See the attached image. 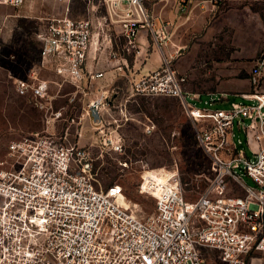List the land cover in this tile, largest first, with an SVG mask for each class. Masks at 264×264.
Instances as JSON below:
<instances>
[{
    "label": "built area",
    "instance_id": "1",
    "mask_svg": "<svg viewBox=\"0 0 264 264\" xmlns=\"http://www.w3.org/2000/svg\"><path fill=\"white\" fill-rule=\"evenodd\" d=\"M27 1L1 3L16 9ZM56 2L63 11L41 19L37 70L31 69L25 79L14 78L16 93L43 113L47 127L63 120L67 126H80V121L91 118L102 144L109 142L113 152H121V139L107 141L104 134L106 114L123 91L120 87L100 89L95 100L81 105L79 120L74 116L65 120L66 108H55L53 84L40 72L51 73L72 85L76 95L86 96L103 76L87 69L96 29L121 28L132 49L140 31L149 29L154 45L163 52L169 27L155 29L149 5L156 0ZM75 5L85 7L89 16L74 17ZM106 38L113 43L109 34ZM173 61L164 55L161 67L130 82L128 91L132 96L180 101L197 125L196 140L211 161L208 188L188 201L175 174L162 179L144 175L137 193L154 205L153 213L142 218L122 185L98 186L89 148L70 146L66 134L47 130L20 135L7 144L0 161V264H206V251L217 253L225 264H246L257 255L264 262V94H244L250 104L234 102L226 109L213 106L224 95L210 94L205 106L199 107L201 94L186 90L187 78L175 70ZM262 72L264 53L253 68L255 76ZM93 111L98 112L97 119ZM235 127L244 138L237 136ZM243 176L254 186L247 185ZM231 184L244 196H228ZM122 196L128 206L120 202Z\"/></svg>",
    "mask_w": 264,
    "mask_h": 264
},
{
    "label": "rangeland",
    "instance_id": "2",
    "mask_svg": "<svg viewBox=\"0 0 264 264\" xmlns=\"http://www.w3.org/2000/svg\"><path fill=\"white\" fill-rule=\"evenodd\" d=\"M154 4L149 5L151 12ZM156 4L159 16L152 13L155 29L169 27L168 47L172 48L173 66L186 74V90L202 93V101L196 102L199 107L205 106L207 93L228 94L229 100L225 103L213 105L222 109L230 107L232 102L250 104L241 96L245 92L264 94V72L253 74L257 59L264 53V0H156ZM60 11L63 7L56 0H29L16 9L0 0V161L5 158L11 140L47 130L66 134L70 146L89 148L98 186L122 185L142 218L153 213L154 205L151 199L137 193L144 175L162 179L175 174L185 198L196 200L213 177L211 161L196 140L197 125L186 115L178 99L132 96L128 91L130 82L121 84L123 91L107 112L108 125L104 128L107 141L113 139L115 143L121 139L122 151L113 152V144H102V136L94 129L91 118L80 121V126H67L63 120L55 127H47L43 113L16 93L14 78L25 79L39 63L37 33L44 26L41 19ZM72 15L84 18L88 14L85 7L77 6ZM142 30L146 33L150 54L154 47L157 49L153 33ZM109 36L116 55L121 56L123 51L136 54V48L128 46L121 32L111 31ZM102 37L101 40L105 39ZM40 74L53 84L50 94L55 99V108H66L64 119L74 116L79 120L81 105L85 106L80 98L85 97L76 95L72 85L51 73L41 70ZM243 74L246 78H242ZM110 96L114 92L110 91ZM72 97L76 98L73 103ZM235 132L244 138L237 127ZM243 180L254 186L248 177L243 176ZM231 186L233 190L228 196H244L241 188ZM258 256L248 258L246 264H264ZM204 257L206 264H225L213 251H206Z\"/></svg>",
    "mask_w": 264,
    "mask_h": 264
},
{
    "label": "crops",
    "instance_id": "3",
    "mask_svg": "<svg viewBox=\"0 0 264 264\" xmlns=\"http://www.w3.org/2000/svg\"><path fill=\"white\" fill-rule=\"evenodd\" d=\"M158 1L162 2V0H158ZM154 5H155L153 11L154 15L159 16L158 10L156 9V5L158 4H156L155 2ZM93 18L95 24H97L98 19L95 16H93ZM115 31L122 33V30L119 27ZM108 34H110V32H108L107 30L101 31L100 29H96L94 31V39H93L91 51L89 53V58L87 61V69L90 73H94V74L102 73L103 76L95 81L96 87L93 88L91 93L90 94L88 93L86 96H83L85 97L84 100L80 98L81 102L85 103V106L99 96L100 89L109 91L113 88L120 87L121 84L124 83L127 84L128 82H132L134 80L137 81L142 76L158 70L162 65L164 55L172 56L173 54L172 48L168 46L163 49V52L154 47L152 52L148 54L147 50L149 48V44L146 40L147 36L145 31L141 30L136 38V42L138 43L136 44L135 47L136 54L133 53L127 54L125 51H123V54L121 56L120 55L118 56L116 54L112 56L114 47L113 44L109 42L108 39L106 38ZM101 37L105 39L101 40ZM100 48H103V50L100 51L99 50ZM147 55H149L148 58ZM180 74L186 77V74L184 73H180ZM200 94L202 95V93ZM210 94L224 95V99H222V101H220L219 103H225L227 100H229L228 94L207 93L206 95L209 96ZM244 94H248V92H245ZM244 94H241V96ZM51 124L48 125V127L53 126ZM246 152L249 156L251 155V152L249 151L248 147Z\"/></svg>",
    "mask_w": 264,
    "mask_h": 264
},
{
    "label": "bare ground",
    "instance_id": "4",
    "mask_svg": "<svg viewBox=\"0 0 264 264\" xmlns=\"http://www.w3.org/2000/svg\"><path fill=\"white\" fill-rule=\"evenodd\" d=\"M120 202H121L122 204L126 205V206L129 205L128 201L126 200V198H125L124 196H122V197L120 198ZM135 206H136V205H135Z\"/></svg>",
    "mask_w": 264,
    "mask_h": 264
},
{
    "label": "water",
    "instance_id": "5",
    "mask_svg": "<svg viewBox=\"0 0 264 264\" xmlns=\"http://www.w3.org/2000/svg\"><path fill=\"white\" fill-rule=\"evenodd\" d=\"M92 117H93L94 119H97V118H98V112H97V111H93V112H92Z\"/></svg>",
    "mask_w": 264,
    "mask_h": 264
},
{
    "label": "trees",
    "instance_id": "6",
    "mask_svg": "<svg viewBox=\"0 0 264 264\" xmlns=\"http://www.w3.org/2000/svg\"><path fill=\"white\" fill-rule=\"evenodd\" d=\"M242 78H246V75H245V74H243V75H242Z\"/></svg>",
    "mask_w": 264,
    "mask_h": 264
}]
</instances>
